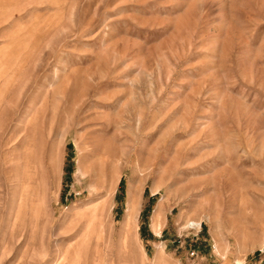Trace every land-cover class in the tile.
<instances>
[{
  "label": "rangeland",
  "instance_id": "rangeland-1",
  "mask_svg": "<svg viewBox=\"0 0 264 264\" xmlns=\"http://www.w3.org/2000/svg\"><path fill=\"white\" fill-rule=\"evenodd\" d=\"M0 264H264V0H0Z\"/></svg>",
  "mask_w": 264,
  "mask_h": 264
}]
</instances>
